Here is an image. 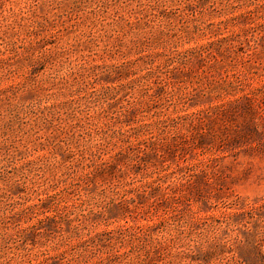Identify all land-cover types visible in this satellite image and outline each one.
<instances>
[{"label":"rangeland","instance_id":"374dc122","mask_svg":"<svg viewBox=\"0 0 264 264\" xmlns=\"http://www.w3.org/2000/svg\"><path fill=\"white\" fill-rule=\"evenodd\" d=\"M0 264H264V0H0Z\"/></svg>","mask_w":264,"mask_h":264}]
</instances>
